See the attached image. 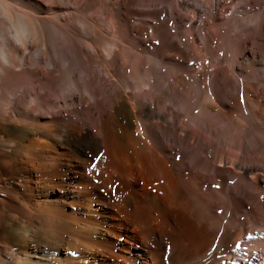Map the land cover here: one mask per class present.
<instances>
[{"label":"bare ground","instance_id":"obj_1","mask_svg":"<svg viewBox=\"0 0 264 264\" xmlns=\"http://www.w3.org/2000/svg\"><path fill=\"white\" fill-rule=\"evenodd\" d=\"M122 8L0 0V264H264L254 61L227 55L244 79L235 111L227 64L212 77L175 62L163 21L147 36L163 45L142 46ZM206 113L230 128H189Z\"/></svg>","mask_w":264,"mask_h":264},{"label":"rangeland","instance_id":"obj_2","mask_svg":"<svg viewBox=\"0 0 264 264\" xmlns=\"http://www.w3.org/2000/svg\"><path fill=\"white\" fill-rule=\"evenodd\" d=\"M121 3H123V8L121 10L123 18L128 17L129 22L133 23V26H137L139 28L137 31L131 29L128 32L132 37L142 42V46H145L144 44L155 45L157 47L163 45V40L161 39L160 35L156 34L155 40H152L151 37H147L148 32L151 31L150 29H153L152 26L149 28L148 26L154 24L156 28L157 21H163V25L166 29H168L171 35V40L173 41L171 47L173 49L176 48L183 51L182 55L178 54L173 49L168 52L170 57L177 63H185V65H188L190 68H193L194 66L197 67V63H201L204 65V67H206L205 69L208 74L213 77L214 73H216V70L212 66L217 60L219 65H228L226 67L228 69L227 72L230 71L231 73H234V76H237L239 70L234 65V61L232 62L227 58L229 55L233 56L235 53V56H237V61L239 62L240 71V67H242L243 71H247L253 66L255 68L254 71L259 72L257 80L255 79V73H249L252 76L251 78H253L251 81H253V83L255 82V84H253L254 90L253 88L252 90L256 91L259 98H261V101L264 102V96L262 97V95H264V69H262L264 67V0H121ZM252 15L260 16V19H258L259 22L256 21L258 24L256 23L255 26L252 25L253 27L250 26L248 29H243L245 27L243 26V21ZM226 28H229L231 31H229L230 33H227L229 34L226 37L227 40H225V35H223ZM251 30L255 33H250ZM249 33L252 35L248 36ZM234 34L237 37L234 36ZM228 37L230 38L229 43L232 44L231 47L229 46L230 48H228V45H226L228 43L227 41L229 40ZM206 43L208 44L210 50L209 53H207L204 48ZM230 49L232 50L230 51ZM189 61H195V64L190 65ZM218 74L222 78L225 76L223 69L218 70ZM209 75H207V79H205V82L207 83L204 82L205 85L207 84V87L209 85L208 83H210L212 80V77H209ZM238 76L237 78L234 77V79H236V82L240 87L238 86V91L237 89H233V95L231 94V98L227 101L230 103L229 106H231V108L235 111H238V102L243 104L241 103V94H243L241 90L243 85H240V82L243 78ZM209 88L212 89L211 87ZM208 89L207 91H209ZM256 92L252 93L251 91L250 94L255 95L254 93ZM192 111L193 114H198L196 112V108H194ZM243 114L245 115L247 112L243 111ZM211 115L206 113L205 115L201 116V120H199L200 124L198 120H196L197 118L190 116L191 118H186L187 124L188 126H193H189V128H197L198 126H202V128H215L214 130L217 132H220V128H223V125L225 126L224 128H226L227 124L225 125V123L219 122L220 119L216 115ZM166 116L169 117L168 114ZM228 127L229 126H227V128ZM161 128H163V126ZM260 128L264 127L261 126ZM259 134L260 133L254 134V136H256L254 139H258L257 142H261V144L263 143L264 146V137L262 134ZM257 135L261 138H258ZM258 165L260 168L258 173H262L261 179L264 180V153L258 157ZM246 179L247 181H250L249 176H247ZM263 191L264 182L262 183L261 187L255 190L252 194L255 196V198L261 200L264 195L259 194V192Z\"/></svg>","mask_w":264,"mask_h":264},{"label":"snow or ice","instance_id":"obj_3","mask_svg":"<svg viewBox=\"0 0 264 264\" xmlns=\"http://www.w3.org/2000/svg\"><path fill=\"white\" fill-rule=\"evenodd\" d=\"M189 64H190V65H194V64H195V61H189ZM241 103H244V97H243V94H241ZM101 159H102V157H101ZM176 159L179 161V160L181 159V157H180V156H177ZM97 166H98V165H97ZM228 183H229V184H234L235 181H233V180H229ZM212 187L215 188V189H219V188L221 187V185H220V184H213ZM262 199H264V197H262ZM223 211H224V209H222V208H221V209H217V212H218V213H223ZM248 238L251 239V235H250V234H249ZM238 247H239V244H237V248H238ZM164 251H165V252H171V245H170V244L165 245ZM162 259H163L164 261H168V260H170V256H167V255H166V256L162 257Z\"/></svg>","mask_w":264,"mask_h":264},{"label":"clouds","instance_id":"obj_4","mask_svg":"<svg viewBox=\"0 0 264 264\" xmlns=\"http://www.w3.org/2000/svg\"><path fill=\"white\" fill-rule=\"evenodd\" d=\"M4 16H5V18L7 19L8 18V16H9V13L7 12V10L5 9L4 10Z\"/></svg>","mask_w":264,"mask_h":264}]
</instances>
